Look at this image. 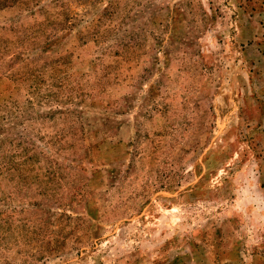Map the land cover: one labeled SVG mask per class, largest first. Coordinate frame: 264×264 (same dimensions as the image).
Masks as SVG:
<instances>
[{
  "label": "rangeland",
  "instance_id": "1",
  "mask_svg": "<svg viewBox=\"0 0 264 264\" xmlns=\"http://www.w3.org/2000/svg\"><path fill=\"white\" fill-rule=\"evenodd\" d=\"M0 264H264V0H0Z\"/></svg>",
  "mask_w": 264,
  "mask_h": 264
}]
</instances>
